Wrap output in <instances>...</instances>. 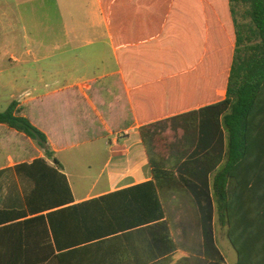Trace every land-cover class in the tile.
<instances>
[{
	"label": "crops",
	"instance_id": "obj_1",
	"mask_svg": "<svg viewBox=\"0 0 264 264\" xmlns=\"http://www.w3.org/2000/svg\"><path fill=\"white\" fill-rule=\"evenodd\" d=\"M222 1L209 7L208 0H0V36L20 31L26 40L20 49L2 46L10 66L0 74L7 72L13 91L8 107L19 103L21 115L47 134L71 191L66 202L62 189L45 191L31 210L27 198L37 185L17 167L44 151L0 125V211L13 214L0 224V264H156L172 255L206 264L199 221L191 246L190 233L170 214L178 193L192 194L135 187L153 181L137 117L150 124L186 115L155 125L153 133L177 121L182 130L216 125V112L201 109L226 98L235 47ZM50 6L55 26L43 22ZM82 138L106 140L112 150L103 186L77 192L58 154ZM198 140L203 148V131ZM160 201L178 250L154 229Z\"/></svg>",
	"mask_w": 264,
	"mask_h": 264
},
{
	"label": "trees",
	"instance_id": "obj_2",
	"mask_svg": "<svg viewBox=\"0 0 264 264\" xmlns=\"http://www.w3.org/2000/svg\"><path fill=\"white\" fill-rule=\"evenodd\" d=\"M217 1L208 0V6ZM220 6L233 21L235 48L229 77L225 81L226 98L201 109L216 112V125L200 126V134L203 131L205 136L203 148L197 144L200 155L192 156L184 163H174L169 168L158 163L148 152L153 181L135 187L158 190L161 195L177 193L183 188L192 194L199 209L206 264H225V257L217 247V233L221 228L226 229V237L236 252L235 264H264V0H226ZM209 7L208 12H211ZM21 112L19 103H11L6 111L0 112V125L31 139L44 151L45 157L17 167L37 185L27 198V204L34 211V206L45 199L46 192L48 196L54 195L55 189L57 193L62 189L66 202L71 191L63 174V165L54 158L47 134ZM165 121L145 124L137 117L146 146L153 137V127ZM213 136L217 138L212 139ZM215 139L221 145L225 140L223 156L211 149ZM190 151L188 147L185 153ZM11 215L12 212L0 211V224L6 223ZM165 216L160 201L154 229H160L161 238L165 231L170 247L178 250ZM178 256L172 255L156 264H205L203 260L189 261L188 257Z\"/></svg>",
	"mask_w": 264,
	"mask_h": 264
},
{
	"label": "rangeland",
	"instance_id": "obj_3",
	"mask_svg": "<svg viewBox=\"0 0 264 264\" xmlns=\"http://www.w3.org/2000/svg\"><path fill=\"white\" fill-rule=\"evenodd\" d=\"M50 4V3H49ZM52 8V6H50ZM47 17L43 19L44 24L52 23L56 25V14L53 10H46ZM18 31V30H17ZM10 33V31H9ZM14 44L15 46L23 47L26 43L23 35L20 31L15 35H1L0 36V70L7 69L9 64V58L3 57L6 53L2 50L3 45ZM68 54L57 57L58 60L67 59ZM55 59V58H54ZM9 78L7 72L0 74V112H4L8 108L9 99L13 91L8 85ZM194 116L186 117L187 121H191ZM181 121L174 122L172 124L157 126L153 133L151 143L148 144V152L158 162L171 168L174 162L181 158L192 156L198 157V138L200 137V125L197 129L190 125L186 129H181ZM78 131V130H77ZM75 134V132H73ZM72 133V134H73ZM61 142L68 141L60 137ZM80 144L76 148L61 149L58 156L64 163L68 174L71 177L74 188L81 191L84 188H88L93 184L98 187H102L105 182V178H100L102 171L107 167V163L111 157L110 146L107 145L106 140H101L95 143L80 139ZM78 142V143H79ZM151 144V145H150ZM218 155L223 156V150L225 148V140L223 144L216 142L212 145ZM39 147V146H38ZM190 147L191 151L185 150ZM40 148V147H39ZM41 149V148H40ZM195 154V155H192ZM185 155V156H184ZM200 155V154H199ZM3 165H0V167ZM8 166V165H5ZM6 184V181H5ZM171 218L177 223V225L183 226L185 232L190 233L189 239H185V243L191 246L195 245L197 223L199 221V213L196 210L195 202L192 195L178 193L177 198L169 206ZM191 226H184L190 225ZM217 247L225 257V264H233L237 260V255L231 244L226 237V229H220L217 233Z\"/></svg>",
	"mask_w": 264,
	"mask_h": 264
}]
</instances>
